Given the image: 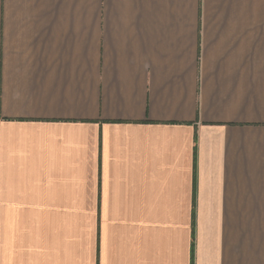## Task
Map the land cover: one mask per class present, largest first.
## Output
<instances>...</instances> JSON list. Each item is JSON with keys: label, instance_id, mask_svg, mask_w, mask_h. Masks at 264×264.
Returning <instances> with one entry per match:
<instances>
[{"label": "crops", "instance_id": "0c3cea01", "mask_svg": "<svg viewBox=\"0 0 264 264\" xmlns=\"http://www.w3.org/2000/svg\"><path fill=\"white\" fill-rule=\"evenodd\" d=\"M0 264H264V0H0Z\"/></svg>", "mask_w": 264, "mask_h": 264}]
</instances>
